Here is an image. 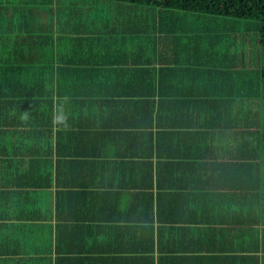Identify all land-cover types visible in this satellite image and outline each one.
Returning a JSON list of instances; mask_svg holds the SVG:
<instances>
[{
    "label": "crops",
    "instance_id": "0c3cea01",
    "mask_svg": "<svg viewBox=\"0 0 264 264\" xmlns=\"http://www.w3.org/2000/svg\"><path fill=\"white\" fill-rule=\"evenodd\" d=\"M5 3L11 1L0 0V62H81L98 69L95 77L117 80L130 78L151 63L164 95H184L187 102L204 104L193 115L190 110L166 107L159 127L164 131L167 125L169 133L200 131L197 137L201 139V148L194 141L182 145L181 141L164 136L151 148L145 135L139 139L115 137L135 129L147 133L149 123L146 113H141L138 121L128 111L122 115L113 112L110 122L102 120V124L110 125L109 132L102 127L97 130L107 132L105 138L95 134L79 139L68 137L71 148L84 158H61L63 185L58 190L39 188L30 190L28 197L17 196L15 193L21 188L4 189L0 180V264H149L150 255L154 264H254L251 256L264 264V226L254 212L246 214L245 170L237 166L245 156L246 112L261 109L259 100L245 97L258 92L260 74L246 70L245 64L229 55L224 59L212 57L211 53L202 55L203 46L212 47L224 35L208 30L187 32L176 21L169 26L163 19L164 12L159 10V24L151 31L152 26L146 30L148 24H135L133 27L141 33L131 34L133 27L124 33L115 29L111 37L119 35L120 39L97 41L84 40L89 38V30L76 29L75 33L82 37L64 46V42L52 41L53 26L31 21L42 15L40 8L31 10L15 5L17 10L11 7L10 11ZM8 11L12 21L18 14L22 19L14 23L13 29L4 20ZM136 37L139 39L135 41ZM192 49L197 55L191 54ZM252 121H257L254 115ZM138 124L140 128H132ZM121 125L130 128H119ZM47 130L45 127V139ZM17 138L18 134L13 140ZM214 144L217 148L211 147ZM151 151L158 178L149 190L136 184L146 177ZM215 154L221 156V162L232 165L215 173V183L197 178L201 172L195 176L197 173L189 167L174 172L177 165L206 163L214 160ZM118 162L133 167L118 169ZM204 174L211 172L204 170ZM57 191L61 194L58 212ZM148 192L155 197L154 201L160 195L173 200L159 202V220L155 215L157 203H151ZM83 196L93 199L82 201ZM151 206L154 223L150 220ZM149 226L164 243L160 252L157 244L154 251L148 250Z\"/></svg>",
    "mask_w": 264,
    "mask_h": 264
},
{
    "label": "trees",
    "instance_id": "16d2710c",
    "mask_svg": "<svg viewBox=\"0 0 264 264\" xmlns=\"http://www.w3.org/2000/svg\"><path fill=\"white\" fill-rule=\"evenodd\" d=\"M109 1L134 6L155 7L163 12H194L245 20L249 28H255L259 45L264 51V0ZM150 27L151 25H147L146 30ZM155 27L156 25L153 28ZM139 33L141 32L133 27L131 34ZM9 52H12V49H9ZM151 65L150 63L137 74H133L132 78L117 80L116 78L95 77L98 69H95L92 64L81 62H53L51 64L13 63L11 60L0 62V136L8 138L7 141H4L3 138L0 139V180L3 188H21L18 189L21 191L15 194L17 196L25 194L24 197H28L30 190L39 188L56 187L58 190L63 185L61 184V163H63L61 158L68 159L75 158V156L80 159L84 158L83 155H79V152L71 148L72 144H69L68 137L71 135L79 139L86 136L92 137L95 134L97 137L105 138L109 134L107 132H105L106 134L98 133L97 130L102 127L108 129L109 132L110 125L102 124V120L110 122L109 117L113 112L122 115L128 111L130 114H135L138 121L141 113L142 115L146 113L149 123L147 133L143 134L138 131L139 129H135L124 132L122 135L115 134V137H137L139 139L141 135H145L151 148L158 139L164 136L168 139L181 141L182 145L194 141V144L201 148V139L197 137L201 133L200 131H195V133L173 131L174 133H169L167 125H164L166 127V129H162L164 131L159 130L162 124L161 119L166 116V107L175 111L190 110V114L193 115L195 112L199 113V108L204 102L195 100L187 102L188 97H182L184 95H164L161 88L162 83L159 82L160 78H157L156 70L150 68ZM49 73H51L50 76ZM259 74L258 92L253 93L254 95L247 93L248 95L246 94L245 97L246 100L249 98L259 100L257 103L261 105V109L246 112L245 141L243 143L245 156L243 157L244 161L237 166L245 170L243 200L245 201L246 214L249 215L254 212L253 215L260 217V222L264 226V68L261 67ZM104 75L107 76L108 74ZM60 105L66 109L65 113L68 117L66 126L53 123L56 108ZM252 115L257 120L254 124ZM45 127L48 129L46 139L44 136ZM119 128H130V125H121ZM132 128H140V126L139 124L133 125ZM17 134L19 138L13 140ZM211 147L217 148L215 144ZM203 148L205 147L203 146ZM149 156L150 162L146 164L148 167L146 177H141L143 181H138L136 185L140 188L141 185L144 188L147 186L149 190H152L155 178L157 179L158 176L155 175L156 172L151 159L153 151L150 152ZM87 157L91 160L89 155ZM220 157L215 154L214 160L206 163L177 165L174 172L185 171L189 167L194 173H197V175L194 174L195 176L201 172L197 178L204 182L208 179L215 183L218 179L216 172L221 169L232 168L230 163L221 162L218 159ZM115 167L121 169L123 167L132 168L133 166L118 162L115 163ZM52 168L53 171L50 172ZM204 170L210 171L211 174L205 175ZM59 195L61 194L57 191V212L60 207ZM146 196L149 197L151 203L154 201L155 197L153 198L152 193L148 192ZM169 197H173V195H169ZM84 199L91 201L93 196H83L80 200L83 201ZM171 201L173 200L164 195H160L157 200L155 199L153 204L157 203L155 208L156 220H159L161 215L159 202ZM255 203L256 205L253 206ZM152 209L151 206L150 220L151 223H154ZM184 210L187 211V208L185 207ZM148 230V250L154 251L157 244V250L162 251L164 243L155 237L153 226H149ZM245 250L252 252L249 251L250 248H245ZM251 257L255 259L254 264H259L257 257ZM248 258L245 257L246 260ZM149 264H154L151 255L149 256Z\"/></svg>",
    "mask_w": 264,
    "mask_h": 264
},
{
    "label": "rangeland",
    "instance_id": "374dc122",
    "mask_svg": "<svg viewBox=\"0 0 264 264\" xmlns=\"http://www.w3.org/2000/svg\"><path fill=\"white\" fill-rule=\"evenodd\" d=\"M5 3L7 10L11 11V7L20 6L36 10L40 8L41 16L31 21H37L38 24H44L46 27L53 26L52 41H61L69 44L72 40L79 39L75 32L76 29L89 30V38L84 40H97L117 38L121 36L111 33L117 29L118 33H124L129 27L135 24L151 25L150 31L155 25L159 24L161 18L159 9L155 7L134 6L127 3H118L109 0H8ZM22 1V4H20ZM12 10H17L16 8ZM20 12L22 9L19 8ZM11 12L5 14V22L8 28H14L15 22L22 19L13 17L10 19ZM16 16L15 13L12 14ZM163 19L169 25L174 21L176 25L183 26L187 32H204V30L214 33H222L221 41L208 46L206 49L202 47V55H210L212 57L224 59L226 56L234 57L240 64H245L246 70H252L259 73L261 67L264 68V51L258 42V34L254 27H248L245 20L235 19L231 17H218L212 15L199 14L194 12H175L164 11ZM43 26V25H42ZM170 26V25H169ZM11 29V30H12ZM7 30V29H6ZM191 33V34H192ZM49 36V33H46ZM59 37V38H58ZM130 39L132 37H123ZM141 38V37H140ZM142 37L141 40L144 41ZM139 38H135V41ZM206 50V51H205ZM191 54L197 55L194 49ZM258 80V78H257ZM260 80V79H259Z\"/></svg>",
    "mask_w": 264,
    "mask_h": 264
},
{
    "label": "clouds",
    "instance_id": "9594fccd",
    "mask_svg": "<svg viewBox=\"0 0 264 264\" xmlns=\"http://www.w3.org/2000/svg\"><path fill=\"white\" fill-rule=\"evenodd\" d=\"M26 118V115H25ZM67 114L62 105L58 106L55 111V116L53 118V123L57 125H67Z\"/></svg>",
    "mask_w": 264,
    "mask_h": 264
}]
</instances>
